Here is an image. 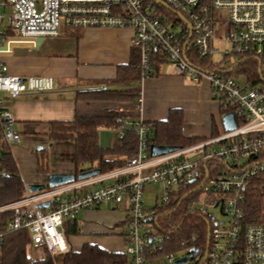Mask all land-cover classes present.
<instances>
[{
	"label": "built area",
	"instance_id": "built-area-1",
	"mask_svg": "<svg viewBox=\"0 0 264 264\" xmlns=\"http://www.w3.org/2000/svg\"><path fill=\"white\" fill-rule=\"evenodd\" d=\"M160 1L167 8L157 0H0V7L11 9L9 28L17 33L0 34V158L4 146L11 147L21 139L13 129L15 117L6 99L49 93L58 87L51 76L12 75L3 57L14 44L31 42L36 46L39 38H59L67 30L131 29V46L141 70L138 86L152 76L159 53L161 64L170 63L177 75L195 82L207 80L220 96L222 117L232 113L236 128L152 156L149 126L139 118L124 117L114 130L116 137L123 138L127 129L134 130L139 146L123 167L36 193L26 189L22 199L0 206V212H14L8 232L26 229L32 248L63 255L70 250L63 232L67 221L84 210L122 205L126 207L123 238L127 264H150L151 259L161 256L173 264L177 260L174 254L164 253L170 237L157 226V209L144 207L145 188L152 183L165 186L160 204L164 205L173 193L189 187L203 195L196 205L198 199L192 198L190 210L205 216L212 226L204 253L195 247L185 249L182 257L193 255L187 264H264V222L247 224L243 211L251 181L260 178L264 189V70L259 62L264 59V0ZM161 7L171 9L173 15ZM2 21L0 15V24ZM223 42L229 43L238 57L236 64L213 61L220 54L217 44ZM221 55L225 59L229 52ZM248 60L259 63V78L240 69ZM238 71L245 75L244 82L233 76ZM141 103L140 94L138 112ZM113 110L125 112L120 106ZM6 175L0 167V177ZM109 180L112 183L105 185ZM46 201H51L49 207H38ZM217 206L230 218L228 227L209 211ZM5 234L0 232V248Z\"/></svg>",
	"mask_w": 264,
	"mask_h": 264
},
{
	"label": "crops",
	"instance_id": "crops-1",
	"mask_svg": "<svg viewBox=\"0 0 264 264\" xmlns=\"http://www.w3.org/2000/svg\"><path fill=\"white\" fill-rule=\"evenodd\" d=\"M133 34L131 29L67 30L59 38L45 39L39 48L31 42L11 46V51L3 57V60L12 75L51 76L57 80L58 84L53 92L31 93L14 99L7 98L6 103L15 117L13 127L18 125V129H13L21 136L23 133L19 127L22 126L24 133L36 135L40 131L43 132L45 127L48 128L51 122L72 121L78 114L99 113V109L103 112L106 108L105 104L100 108L98 103L82 100V97L87 96L86 93L100 92L104 87L112 90L139 88L142 98L141 109L135 117L133 115L130 118L132 120L139 118L147 124L150 128L149 134L152 133L151 123L165 121L171 110L180 109L184 116L182 126L184 136L204 139L212 136L214 124L218 128L216 115H211V118L204 115L203 119H199V123L187 122L185 126L187 116L183 109L185 107L183 101L185 97L192 94L191 89L195 87L186 86L179 75L169 78L162 77V64L157 78H146L141 86L137 85V81L123 83L117 80L119 68L129 65L133 60L135 53L131 46ZM190 81L193 80L190 79ZM206 83L209 82L207 80L200 82L202 84L200 93L203 96H208L210 92ZM120 107L125 108V106ZM211 108H213L211 112L215 114L217 106L213 103ZM126 112L129 113L128 110ZM220 115L221 108L219 109ZM27 139L30 138H25L26 144L31 142L27 150L37 144ZM18 143L11 146V152L25 185L45 183L48 175L40 174L38 167L37 173L32 176L36 179H30L29 183L26 181L27 173L32 171L28 170L29 166L25 168L22 159L13 151ZM18 161L22 163L19 164ZM74 171L75 167L73 171L58 169L50 171V174L74 173ZM81 220H84L86 224L81 225ZM97 220L102 223L94 224ZM74 221L79 228L76 234L83 230L84 237L76 243V248L70 247V250L80 252L85 245H97L103 250L124 254V249L116 242L124 240V231L120 228L126 226L125 206L108 205L106 208L84 210L74 220L67 221L66 225ZM106 234H115L121 239L114 238V242L112 240L108 242V239L100 238V235ZM29 252L34 259H39L44 256L45 249H34L30 245Z\"/></svg>",
	"mask_w": 264,
	"mask_h": 264
},
{
	"label": "trees",
	"instance_id": "trees-1",
	"mask_svg": "<svg viewBox=\"0 0 264 264\" xmlns=\"http://www.w3.org/2000/svg\"><path fill=\"white\" fill-rule=\"evenodd\" d=\"M163 12L172 16L171 9L161 7ZM3 37L15 36L16 32L7 27L0 30ZM17 35V34H16ZM261 68L264 70V59H260ZM162 60L156 53L155 70L152 75H159ZM139 58L136 53L129 65L122 66L118 70L119 82H136L141 79V70L138 67ZM243 71H248L252 77L259 78L260 66L258 62L248 60L247 63L239 65ZM83 101L99 102L106 105L125 106L129 113L115 112L112 108H105L103 112L93 114H78L72 121H55L49 124V130L45 134L50 141H70L74 145V173L91 169H100L102 173L123 167L129 158L138 152L139 139L134 130H126L123 138H117L113 144L104 148L99 143L100 131L102 129L115 130L122 124L124 117H132L138 113L137 104L140 97L139 88L112 90L106 87L100 92L86 93ZM221 110V114H222ZM184 122L183 112L180 109L171 110L165 121L151 123L152 133L149 134V147L176 146L187 147L206 139L186 137L182 133ZM219 134L214 124L212 137ZM0 158V167L7 171V175L0 177V206H4L22 199L26 195V185L19 172L18 164L12 155L11 147L4 146ZM40 152L41 160L38 162V172L49 175L46 149ZM262 180L255 178L251 181L246 201L243 205L245 222H264V189ZM192 188H182L176 200L173 193L169 203L157 205V226L161 233L170 237L165 246L164 253L177 252L189 247L201 249L204 253L208 246L211 223L205 216L192 212L190 202L192 197L200 190L192 191ZM192 191V192H190ZM196 192V193H194ZM13 210L0 212V232L6 233L0 248V264H127L128 258L123 253L109 252L99 248L97 245H85L80 252L69 250L63 255H52L47 250L42 258L34 259L29 252L31 236L26 229L8 232L9 222L13 219ZM65 223V233L76 234L79 231L77 223ZM182 226L178 229L180 224ZM178 229V230H177ZM196 237L193 242L192 238ZM187 243V246H182ZM202 253V254H203Z\"/></svg>",
	"mask_w": 264,
	"mask_h": 264
},
{
	"label": "rangeland",
	"instance_id": "rangeland-1",
	"mask_svg": "<svg viewBox=\"0 0 264 264\" xmlns=\"http://www.w3.org/2000/svg\"><path fill=\"white\" fill-rule=\"evenodd\" d=\"M0 15L3 17V21L0 24V30L4 31L5 28L9 27L10 25V18L9 16L11 15V9L7 6H1L0 7ZM17 34V33H16ZM15 34V36H17ZM220 34V32L218 33V35ZM218 48L220 50V54H217L213 57V61L216 63L221 62V64L225 65V66H230L231 64H236L238 62V57L236 55L233 54V49L230 46L229 43L227 42H223L220 44H217ZM227 51L229 52V56L225 57V59L222 58L221 52ZM161 69H162V77H166L169 78L171 76H178L173 74V67L171 66L170 63L165 62L161 65ZM233 76L238 79L240 82H244L246 77L245 75L241 72H237V73H233ZM157 78V74L152 75L151 78ZM184 82V84L186 86H189L191 88L195 87V89H191V95L187 96L184 98L183 103H185V107L183 108L185 110V114L187 116L186 118V123L185 126L187 124V122H189L190 124H197L199 123V119H203L204 115L205 116H211V115H216L218 117L217 119V125H218V129H219V133H223L224 132V128H223V124H222V114L219 116V109H220V96L218 94H216L212 88L210 83H206L208 84V88H209V95L208 96H203L200 91H201V85L200 82H194L192 83L190 81L189 78L186 77H182L180 76ZM203 83V82H202ZM127 87V86H126ZM100 104V108L104 105L102 103L99 102H95ZM156 103V107L158 106L157 101ZM215 104L217 106V110L215 112V114L211 111H213L212 104ZM105 106V105H104ZM109 109H115V107H119V105H108L106 106ZM155 107V108H156ZM160 109V108H159ZM125 113H126V109L124 108ZM99 112H102V109L98 110ZM166 117V116H165ZM211 118V117H210ZM15 127H13L14 129H18V125H14ZM19 130L21 131V133H23V135L20 136V143H18L17 145L14 146L13 151L15 152L16 155H19V157L22 159L23 164L25 165V168L27 169L28 166V170L32 171V172H28L26 175V181L29 183L30 179H36L33 178L32 176H35V173H37V167H38V162L41 160V155L40 152L37 148L38 147H43L46 149L47 152V157L44 159L45 163H48V168L49 171H54V170H58V169H62V170H74V145L72 142L70 141H66V142H54V141H50L48 139V137L45 135V132L47 133L49 130V127H45L43 132L40 131L38 132L36 135L33 134H27L24 133V131L22 130V126L19 127ZM30 138L27 140H31L34 141L35 143H37L35 146H33L31 149L27 148L29 147L28 144H30L31 142H27L28 144H26L25 138ZM208 138H211L212 136H207ZM116 139V135H115V131L112 129H102L100 131V136H99V143L102 147L104 148H108L110 147L114 140ZM19 161H21L19 159ZM18 163H22L19 162ZM42 162V160H41ZM31 168H33V170H31ZM112 183V180H109L107 182H105V185H108ZM164 194H165V186L161 185V184H149L147 185V187L145 188V195H144V207L149 210V209H153L154 207H156L157 205L161 204L162 199L164 198ZM193 199H198L197 202H194L193 205H196L197 203H200V201L203 198L202 192H198L196 193L193 197ZM200 198V199H199ZM108 207V205H103L102 207L106 208ZM209 211H211L212 213H214L215 217L219 220V222H223L225 227H228V222L230 221V218L228 216H225L220 207H209ZM102 223V221H95L94 224L96 223ZM82 224H86V222L83 220H81V225ZM121 231H126V226H122ZM224 228H222L223 230ZM110 231V230H108ZM64 232V231H63ZM111 232V231H110ZM84 231L82 230L79 234H73V233H65L64 232V236H65V240L69 246V248H76V243L79 241V239H81L83 236ZM100 238H106V240L108 239L112 242L115 241L114 238H120L118 235L115 234H106V235H100ZM119 239V240H120ZM124 239V238H123ZM102 243V242H101ZM117 245H119V247H121L122 249L125 250L127 244L125 242V240H120L119 242H116ZM221 244H224V241L221 242ZM40 253V252H39ZM175 256V258H180L182 257L185 253L186 250H179V251H175L172 252ZM41 254V253H40ZM40 256V255H39ZM42 256V255H41ZM150 264H171L166 258L165 256H161V257H157L154 259H151V263Z\"/></svg>",
	"mask_w": 264,
	"mask_h": 264
},
{
	"label": "water",
	"instance_id": "water-1",
	"mask_svg": "<svg viewBox=\"0 0 264 264\" xmlns=\"http://www.w3.org/2000/svg\"><path fill=\"white\" fill-rule=\"evenodd\" d=\"M159 3H161L162 6L166 7L167 6L162 3L160 0H157ZM44 39L39 38L36 42L37 48L40 47V45L43 43ZM222 124L223 128L226 131H231L236 128V120L235 117L232 113L226 114L222 117ZM43 149V147H39L38 150ZM179 147L176 146H158V145H152L150 150H151V155L152 156H158V155H164L173 151L178 150ZM100 169H91V170H85L83 172H80L79 174L75 173H51L48 175L47 180L45 183H35V184H28L26 187L31 193H36L45 190L47 187L50 188H55L58 186H62L65 184L72 183L76 180H84L91 178L93 176L101 174ZM193 182V181H192ZM51 204V201H46L38 204L39 208H47ZM182 226V223L178 227V229ZM177 229V230H178ZM194 250L191 249V253ZM193 255L190 256H185L182 258L177 259L173 264H187L189 259L192 258Z\"/></svg>",
	"mask_w": 264,
	"mask_h": 264
}]
</instances>
